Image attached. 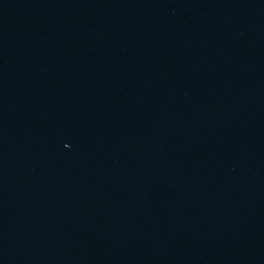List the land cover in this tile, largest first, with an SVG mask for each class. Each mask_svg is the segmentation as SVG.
Segmentation results:
<instances>
[{
  "label": "water",
  "instance_id": "95a60500",
  "mask_svg": "<svg viewBox=\"0 0 264 264\" xmlns=\"http://www.w3.org/2000/svg\"><path fill=\"white\" fill-rule=\"evenodd\" d=\"M0 264H264V0H0Z\"/></svg>",
  "mask_w": 264,
  "mask_h": 264
}]
</instances>
